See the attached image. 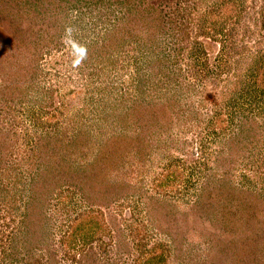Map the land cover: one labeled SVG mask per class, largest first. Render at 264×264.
I'll return each instance as SVG.
<instances>
[{"label": "rangeland", "instance_id": "1", "mask_svg": "<svg viewBox=\"0 0 264 264\" xmlns=\"http://www.w3.org/2000/svg\"><path fill=\"white\" fill-rule=\"evenodd\" d=\"M0 264H264V0H0Z\"/></svg>", "mask_w": 264, "mask_h": 264}]
</instances>
